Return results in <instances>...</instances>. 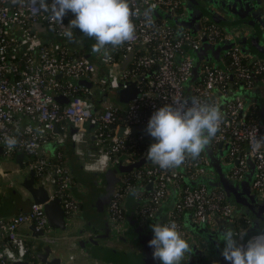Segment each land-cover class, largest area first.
Listing matches in <instances>:
<instances>
[{
	"label": "built area",
	"instance_id": "2783aa9c",
	"mask_svg": "<svg viewBox=\"0 0 264 264\" xmlns=\"http://www.w3.org/2000/svg\"><path fill=\"white\" fill-rule=\"evenodd\" d=\"M129 4L134 12L139 10V15L133 16L136 26L133 40L110 50V58L93 52L89 55L101 61L110 75L109 79L96 82L99 90L119 91L126 83L142 78L137 84L139 93L126 105L106 99L101 111L95 112L89 99V89L78 82H93L98 67L86 55L61 41L65 37L63 32L66 26L74 17L71 14L65 16L61 24L42 11L37 0H0L2 157L13 159L23 152L28 159H24L23 168L20 169L22 177L29 178L33 173L37 184L45 188L50 199H59L65 220L72 223L80 207L68 192L71 174L62 163L60 153L54 159L59 164L53 167L52 159L39 153L41 145L54 137L56 129L61 143L68 138L66 123L77 129L71 140L87 172H105L121 157H125V166L145 161L143 167L119 176L121 183L116 187L107 208L111 233L127 234L125 204L129 193H135L138 203L137 222L145 225L168 199L171 189L177 190L176 204L163 224L174 222L187 242L193 241V237L183 226L185 213H191L194 223L204 224L208 228L215 227L216 215L236 226L238 218L233 215V208L223 191L210 190L203 184L196 187L185 184V181L194 182L208 176V163L203 152L198 159H187L179 168L162 169L145 158L150 145L143 146L144 133L139 131L132 138L131 129L146 128L152 114L165 104L178 100L190 102L191 98H197L201 102L219 106L221 97L231 95L234 99L223 105V120L210 146L216 148L220 144H228V157L232 162L245 146L246 154L240 156L229 177L233 180L243 178L247 172L245 158L249 157L255 166L252 189L262 194L264 123L241 117L245 103L233 95L232 90L237 85H252L254 78L263 80L264 63H250L240 48L232 45L222 53V66L203 60L199 78L195 82L192 54L201 50L203 40L206 41L204 44L213 47L230 42V35L209 22H203L195 34L186 31L179 33L167 20L155 16L159 10L179 13L183 0H129ZM149 8L151 12L145 17L144 12ZM38 24L51 37L41 39V33L36 29ZM129 53L133 54L131 63L125 69L116 71L117 62L124 63ZM215 92L219 97H214ZM55 97L67 99L68 103L60 104ZM85 122L96 126L95 153H86L87 138L79 129ZM119 128L124 129L122 137H117ZM7 136H15L18 140L12 149L4 143ZM150 140L155 142L151 136ZM43 208V204L32 203L27 213L0 218V264L26 260L28 249L19 234L22 226L34 224L37 231L43 230L48 236L50 228ZM235 234L237 242H241L244 233L237 226Z\"/></svg>",
	"mask_w": 264,
	"mask_h": 264
},
{
	"label": "water",
	"instance_id": "95a60500",
	"mask_svg": "<svg viewBox=\"0 0 264 264\" xmlns=\"http://www.w3.org/2000/svg\"><path fill=\"white\" fill-rule=\"evenodd\" d=\"M253 0H183V7L187 14L191 16L193 20L207 18L209 22L222 28L225 32L229 33L231 37L230 42H224L221 51L230 48L232 45L243 47V52L248 51L255 61H262L264 63V5L260 3H253ZM199 7V8H198ZM196 11L194 14L193 12ZM220 14V15H217ZM217 15V16H216ZM223 15L230 17L231 20L226 19ZM174 20V19H173ZM176 20V19H175ZM174 20V21H175ZM178 22V21H177ZM36 29L39 33H42L44 29L38 24ZM76 32L81 36L78 30ZM88 39V38H86ZM94 40V39H91ZM203 40L202 51L208 45L204 44ZM209 48V47H208ZM241 50V48H240ZM242 52V50H241ZM206 53V51H205ZM133 54L129 53L127 60L123 63V69H125L132 61ZM179 61V58L177 59ZM143 77V79H145ZM142 78H138L134 82L126 83L125 87L118 91L117 102L121 105L128 104L131 100H134L139 90L137 84ZM78 84L91 88L92 84L81 80ZM243 84L240 85V90H243ZM214 97H219V94L215 92ZM234 99L233 96L221 97L219 108L223 114V105ZM55 100L60 104H67L68 100L62 97H55ZM245 111V110H244ZM241 112V117L245 116V112ZM224 116V114H223ZM73 131L68 133V146L71 156V170L70 173L74 180L83 188L86 189L89 200H104L103 204L105 209V217L107 216V208L112 195L116 187L121 183L119 176L121 174H127L133 169L141 168L145 165V161L141 160L135 164L128 166L123 165L125 157L119 158L118 162L113 164L107 171L99 172H87L84 170L79 156L76 154L75 144L71 140L77 129L73 127ZM76 129V131H75ZM114 129V126H112ZM123 128H119L117 137H122ZM143 132L147 139H150L149 134L144 127H133L131 129V137L137 132ZM229 145L220 144L216 148V153L213 152V148L206 147L203 151L207 160V170L212 172L214 177L212 179L201 178L191 184L199 185L203 184L208 189L215 188L222 189L227 195V199L231 207L233 208V215L238 213L248 215L256 227L261 221L260 227L257 230L247 232L239 244L246 246L247 242L256 237L260 233H264V201H259L256 195H251L250 183L254 180L255 166L253 161L247 158L248 171L243 182H230L228 179V171L238 164L240 155L236 160L230 164L225 165L224 158L229 151ZM2 150L0 148V158L2 157ZM25 154L23 152L18 153L13 162L20 169L23 168V161ZM151 161H149L150 163ZM19 187L27 192L30 196L32 203L43 204L44 213L47 217V222L50 230H66V220L64 212L61 208L60 201L57 198L50 199L48 192L41 185H38L34 174L31 173L29 178H23L19 184ZM14 196L8 200L19 201L21 198L16 191ZM177 190L171 189L170 196L160 207L153 219L147 224L141 225L136 219V209L138 203L135 201V193H129L126 199V212H125V224L127 228V234L125 236L115 235L111 233V240H122L124 242H130L136 247H139L140 252H121L101 245V236H91L87 239V253L92 259L105 263V264H157L151 259L152 249L148 246V241L153 237V231L151 225L154 223L163 224L166 222L169 213L174 208L177 199ZM262 212L259 215V213ZM185 216H190V221L186 222ZM216 223L214 228H208L204 224L195 225L192 221L191 213H185L182 217L183 226L186 231L193 237V241L188 242L190 246V253H186L181 264H227L221 255L224 248V243L218 239V236L225 227L231 228L236 233L235 225L229 222L227 219H223L216 215L214 217ZM259 229V230H258ZM30 231L32 237L37 240L45 239L46 234L43 230L37 231L34 224H31ZM40 244L33 246L34 250H37ZM34 258L38 264H61V259L58 257H51V248L45 246L41 252L37 253ZM15 264H34L29 261L16 262Z\"/></svg>",
	"mask_w": 264,
	"mask_h": 264
},
{
	"label": "clouds",
	"instance_id": "9594fccd",
	"mask_svg": "<svg viewBox=\"0 0 264 264\" xmlns=\"http://www.w3.org/2000/svg\"><path fill=\"white\" fill-rule=\"evenodd\" d=\"M40 8L63 24L71 14L63 35L75 41L76 30L81 37L94 39L91 51L110 58V50L133 40L136 26L129 0H37ZM151 9H146L147 17ZM223 114L218 105L197 98L165 104L150 117L146 131L154 139L145 158L162 169L179 168L187 159H198L220 129ZM4 143L14 148L18 140L7 136ZM153 237L148 241L151 259L157 264H181L190 253L188 242L182 238L177 225L154 223ZM218 239L224 243L221 255L227 264H264V233L250 239L247 245L237 242L234 231L225 227Z\"/></svg>",
	"mask_w": 264,
	"mask_h": 264
},
{
	"label": "crops",
	"instance_id": "0c3cea01",
	"mask_svg": "<svg viewBox=\"0 0 264 264\" xmlns=\"http://www.w3.org/2000/svg\"><path fill=\"white\" fill-rule=\"evenodd\" d=\"M252 2L253 3L258 2L264 5V0H253ZM193 13L195 14L196 11H194ZM217 15H220V14H217ZM155 16L158 19L167 20L168 23L171 26H173L179 33L186 31L191 34H195L200 29L203 22H209L207 18L193 20L191 16L186 13L184 7H182L180 12L176 14L172 12H165V11L159 10L155 13ZM223 17L228 20L229 19L231 20L230 17L228 18L225 15H223ZM173 19L174 20L179 19L176 25H172V23H170L171 21H174ZM227 34L229 35V33ZM43 38L47 39L49 38V36H44ZM76 42H79V41H76ZM79 46L80 48L76 47V44H75V50H77L82 55H86V58L94 62L98 67L97 75L95 79L92 80L94 83L91 81H87L92 84V87L91 88L86 87V88L89 89V92L91 93V97H89V99L94 106V111L99 112L101 111V105L104 102V100L109 99L114 102H117L118 99L114 100V98L116 97L115 95L116 90L108 89V90L101 91L96 87L97 81L103 80V79L107 80L110 78L109 72L104 68L103 63L101 61L96 60L95 58H93L92 55H89L90 53H92L91 49L86 50V52L83 53V47L87 46L85 43H81ZM208 47H205L203 51L201 48V51L203 54H209L213 51L212 46H208ZM220 48L222 47L220 46ZM239 48H241L242 54L244 55L245 59L249 60L250 63L255 62V60L253 59V56H251L248 51L243 52V47L239 46ZM197 55L199 56L198 52H197ZM115 68H116V71L122 70L123 62L122 61L117 62V65ZM196 72H197V69H195V65H194V77H193L194 80L193 81L195 82L198 79L197 77H195ZM243 90H246V93H244L242 96H240L239 94V92L242 91L240 89L236 90L237 92H232V93L233 95L242 99L245 103L244 118L248 119L249 121L264 123V79L259 80L258 78H254L253 84L250 86H244ZM64 124L67 126L68 133L74 130L71 125L66 124V123ZM79 129L85 134L87 138L86 153L87 154L95 153L94 149L97 148L96 138L94 136L95 131H96V126H94L90 122H85L82 125V127ZM58 133L59 131L58 129H56L54 132V137L50 138L46 143L41 145L39 153L41 156L48 157L51 159H55L57 154L60 153L62 157L61 159L62 163L67 167V169L70 172L71 156L69 153L68 140L66 139L64 142L61 143L59 140L60 136L58 135ZM216 148H213L214 150L213 152L215 153L217 151ZM75 150H76V146H75ZM244 154H246L245 146L242 147V150L239 155L243 157ZM228 155H229V152H227V155L224 158V162L226 165L230 163L232 164L236 160L235 158L234 161L232 162L230 160V157H228ZM247 158L248 157L245 158V161H247ZM13 159H9V160L6 159L7 161H4L2 163L3 167L0 165V218H7L12 215L27 213L30 209V205L32 204V200L30 196L27 194V192L19 187V184L22 181L23 177L20 174L19 166L14 164ZM27 159L28 157L25 156V161ZM81 159L82 158H80V161L82 163ZM8 161L10 164L7 163ZM247 171H248V167H247ZM9 172L12 174V176L8 175ZM229 173H228V179L230 180V182H238V183L243 182L247 174L246 172L243 178L239 180H233L229 177ZM252 183L253 182L250 183L251 195H256L258 200L261 202L264 201V192L262 194H259L253 191ZM215 189L223 191L222 189H219V188H215ZM13 191H16L17 194L21 197L19 201L17 202L15 200H10V201L8 200L10 197L14 196ZM68 192L74 198V200L78 202L80 211L72 223L69 222V220L66 221V225H67L66 230H57V231L50 230L48 233V236H46L45 239L36 241L31 236L32 235L30 231L31 224L24 225L21 227L19 234L23 237L25 242H28L32 246H35L36 244H40V247L37 250H34V248H32L31 258H34V256L37 253L41 252L45 246H49L51 248V257L60 258L61 264H64V263L65 264H105V263H101V262H98L92 259L91 256L87 253L83 240L88 239L91 236H97V237L101 236L102 238V240H100L101 245L107 248L114 249L116 251H121V252H126V253L140 252L141 249L139 247H136L130 242L129 243L124 242L121 239L120 240L110 239L111 230H109L108 233H106V231L104 230L106 228L103 227L104 218L102 217V214L105 213V209L103 206L105 201L104 200H89L88 197L86 196L87 194L86 189L81 187L74 180L72 175H71V183H70ZM260 214L262 216V212H260L259 215ZM236 217L238 218V223L243 222L244 225H246L245 228H240L238 223L236 224V226L241 229L244 235L249 231L257 230L256 228L260 227L259 225L261 224V221L258 224L256 223V227H254L253 225L255 223H253V221L248 215H243V214L238 213ZM185 220H187L186 222L190 221V216H185ZM71 257L73 258V260H70ZM31 263L38 264V262L36 261L31 262Z\"/></svg>",
	"mask_w": 264,
	"mask_h": 264
},
{
	"label": "rangeland",
	"instance_id": "374dc122",
	"mask_svg": "<svg viewBox=\"0 0 264 264\" xmlns=\"http://www.w3.org/2000/svg\"><path fill=\"white\" fill-rule=\"evenodd\" d=\"M179 19H176L175 21H171L170 23H172V25H176V23H177V21H178ZM40 35V38L41 39H44L43 37L44 36H49V37H51V35L48 33V32H43V33H41V34H39ZM75 40L76 41H79V42H76V41H73V42H70L66 37H63V39H61V41H63V42H65L66 43V45L69 47V48H73V49H75V44H76V47H78V48H80V44L81 43H85L87 46L86 47H83V53H85L86 52V50H89V49H91L92 48V45L95 43V41L94 40H91V39H86V38H83V37H81L77 32L75 33ZM76 42V43H75ZM220 46L221 47H223V44H220V45H214L213 46V51L211 52V53H209V54H203L202 53V51L200 50L198 53H199V56L197 55V53L196 52H194L193 54H192V56H193V60H194V62H195V69H197V72H196V74H195V77H197V78H199V74H200V65H202L201 63H202V61L203 60H206V61H208L209 63H211V64H213V65H215V66H222V51L220 50ZM232 92H237L236 90H232ZM244 93H246V90H242V91H240L239 92V94H240V96H242ZM116 97L114 98V100L115 99H118V91H116ZM9 160V159H8ZM4 161H7L6 159H4L3 157H1L0 158V165L3 167V162ZM222 162H224V161H222ZM8 164H10L9 163V161L7 162ZM224 164H225V162H224ZM231 164V163H230ZM230 164H228V165H230ZM226 165V164H225ZM227 166V165H226ZM230 172V170L228 171V173ZM9 176H12V174L9 172V174H8ZM226 176H228L227 174H226ZM214 177V175H213V173L212 172H209L208 173V176L205 178V179H212ZM102 217L104 218V220H103V227H105L106 229H104L105 231H106V233H108V231L110 230L109 229V224H108V219H107V216L105 217V213H103L102 214ZM216 223V221H215V219H214V224ZM195 225H198V224H196L195 223ZM185 228V227H184ZM186 230V229H185ZM189 234V233H188ZM190 235V234H189ZM83 242H84V245H85V249L87 250V243H88V241H87V239H85V240H83ZM65 264V263H64Z\"/></svg>",
	"mask_w": 264,
	"mask_h": 264
},
{
	"label": "trees",
	"instance_id": "16d2710c",
	"mask_svg": "<svg viewBox=\"0 0 264 264\" xmlns=\"http://www.w3.org/2000/svg\"><path fill=\"white\" fill-rule=\"evenodd\" d=\"M179 12H180V11H179ZM47 39H48V38H47ZM259 80H262V79H259ZM234 90H239V85H237V86L234 88ZM246 120H248V119H246ZM252 122H253V121H252ZM151 143H152V140L147 139V138L145 137V140H144V142H143V146L151 145ZM94 150H95V152H96V151H97V148L94 149ZM58 164H59V162H58L57 160H54V159L51 160V165H52V167H53V166H57ZM185 184H186L187 186L196 187L195 184H191V183L188 182V181H185ZM238 225H239L240 228H245V227H246V225H244L243 222L238 223ZM25 245H26V247H27V249H28V254H27V256H26V261H29V262H35V261H37L36 258H31V256H32V248H33V246H32L31 244H29L28 242H25Z\"/></svg>",
	"mask_w": 264,
	"mask_h": 264
}]
</instances>
